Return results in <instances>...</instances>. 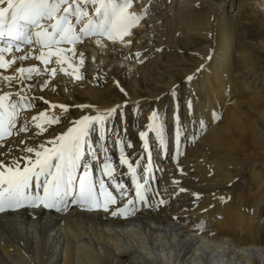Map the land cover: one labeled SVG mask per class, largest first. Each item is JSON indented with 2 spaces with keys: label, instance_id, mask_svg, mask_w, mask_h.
<instances>
[{
  "label": "bare ground",
  "instance_id": "1",
  "mask_svg": "<svg viewBox=\"0 0 264 264\" xmlns=\"http://www.w3.org/2000/svg\"><path fill=\"white\" fill-rule=\"evenodd\" d=\"M252 2L264 7L261 0H133L130 11L147 6V14L124 37L131 43L85 40L76 52L84 57L81 79L58 72L25 81H47L29 94L71 106L37 142L64 131L85 112L94 114L75 105L107 108L127 100L109 127L122 134L126 129L130 162L149 164L138 133L147 130L154 109L171 151L163 153L149 131L151 160H157H150L147 203L133 214L114 216L70 201L63 212L28 206L0 212V264H264V15L249 10ZM29 64L40 62L29 56L23 66ZM45 107L37 101L19 120ZM177 117L183 128L178 157ZM25 135L8 138L17 154ZM113 141L102 143L118 164ZM98 155L102 160L103 153ZM121 172L126 166L116 176L131 188L130 177ZM159 199L166 203L157 204Z\"/></svg>",
  "mask_w": 264,
  "mask_h": 264
},
{
  "label": "snow or ice",
  "instance_id": "2",
  "mask_svg": "<svg viewBox=\"0 0 264 264\" xmlns=\"http://www.w3.org/2000/svg\"><path fill=\"white\" fill-rule=\"evenodd\" d=\"M132 2L0 0V70L13 69L11 74L0 72V84L10 89L0 88V148L7 145L6 150L0 151V212L24 206L63 212L68 210L70 201L87 210L103 209L111 211L114 216H127L133 214L138 205L147 203L146 193L150 191V180L153 178L149 131L155 133L162 148H166L167 144L165 127L155 109L148 117L147 130L138 133L149 158V164L141 165L140 160L130 162L126 155V148L131 147L130 141L125 143L126 129L122 134L119 129L113 132L109 127L111 117L128 103L127 100L107 108L75 105L80 109L92 108L94 114L85 112L73 119L64 131L37 142V138L43 136L48 127L61 122L62 115L71 106L29 94L33 88L46 87L47 81L36 85L25 84L34 76L51 79L58 72L81 79L80 68L84 57L82 53L77 56L76 52L77 45L85 40L94 38L97 44H101L107 38L112 42L119 40L125 44L131 43L124 37L130 35L133 26L147 14V6L140 13L130 11ZM29 56L39 61L40 65L23 66V61ZM136 56H139L138 52ZM17 61L21 62V66L15 67ZM186 79L191 80L192 76ZM16 84L22 87L16 88ZM25 88L29 91L26 92ZM37 101H44L46 107L30 119L20 121V115L25 110L35 108ZM187 106L191 109V102ZM56 108H59V113L52 111ZM213 117L219 118L215 113ZM198 122L201 128H206L202 120ZM182 132L177 117V157L181 152L179 141ZM20 134L29 135L20 141L22 147L16 146L19 148L17 154L8 138ZM93 134H97L96 141L92 139ZM111 137H114L113 142L119 149L118 164L108 154L107 144L102 143ZM97 143L99 149L96 148ZM98 152L103 153L102 160ZM119 166H126L127 172H121L120 175L130 177L131 188L123 179H117ZM140 167L143 171H139ZM132 190L134 195L130 196ZM192 195L199 197L200 193ZM156 203L164 204L166 201L159 199ZM198 227L202 228V225Z\"/></svg>",
  "mask_w": 264,
  "mask_h": 264
},
{
  "label": "rangeland",
  "instance_id": "3",
  "mask_svg": "<svg viewBox=\"0 0 264 264\" xmlns=\"http://www.w3.org/2000/svg\"><path fill=\"white\" fill-rule=\"evenodd\" d=\"M262 1V5H264V2H263V0H261ZM259 5V4H258ZM256 5L254 2H252L251 3V8H249V10L250 9H254L256 12H257V16L259 17V18H262L263 17V15H264V13H263V8L259 5ZM167 118V120H168V116L166 117ZM168 135H169V138H170V132L168 131ZM170 146H171V144L169 143L167 146H166V148L163 150V153H169L171 150H170ZM155 160H157L156 159V157H153L152 158V160H151V162H153L152 164H154L155 162ZM263 213H264V209H263ZM262 217L264 218V214H262ZM264 235V234H263ZM263 240H264V236H262V239H261V241L263 242Z\"/></svg>",
  "mask_w": 264,
  "mask_h": 264
}]
</instances>
